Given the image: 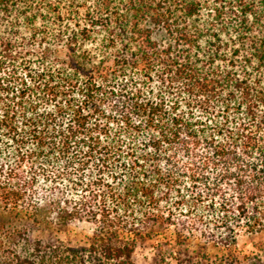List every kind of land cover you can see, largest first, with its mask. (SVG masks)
I'll return each mask as SVG.
<instances>
[{
  "label": "trees",
  "instance_id": "1",
  "mask_svg": "<svg viewBox=\"0 0 264 264\" xmlns=\"http://www.w3.org/2000/svg\"><path fill=\"white\" fill-rule=\"evenodd\" d=\"M238 227L264 229V0H0V264H133L166 228L154 264H215L194 235L234 264Z\"/></svg>",
  "mask_w": 264,
  "mask_h": 264
},
{
  "label": "rangeland",
  "instance_id": "2",
  "mask_svg": "<svg viewBox=\"0 0 264 264\" xmlns=\"http://www.w3.org/2000/svg\"><path fill=\"white\" fill-rule=\"evenodd\" d=\"M93 225L85 220L73 221L63 231L43 234V239L49 237L57 239L64 243L65 246L72 248L85 247L90 239L93 231ZM236 234V250L237 261L234 264H264V229L258 232H247L244 227H238ZM38 234L35 233V236ZM189 250L195 255L202 251L209 255L211 263L218 264L219 260L215 259V255H221L219 249L211 245L203 247V241L197 236L189 239ZM157 243L165 244L167 248H175L174 236L172 228L161 230L159 235L149 239H141L135 252L132 255L133 264H154L155 247ZM203 248V249H201ZM203 263L206 261L201 260ZM167 264H176L173 258L167 259Z\"/></svg>",
  "mask_w": 264,
  "mask_h": 264
}]
</instances>
